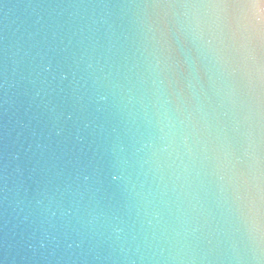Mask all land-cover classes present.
Listing matches in <instances>:
<instances>
[{
	"label": "water",
	"instance_id": "water-1",
	"mask_svg": "<svg viewBox=\"0 0 264 264\" xmlns=\"http://www.w3.org/2000/svg\"><path fill=\"white\" fill-rule=\"evenodd\" d=\"M187 2L0 0V264H264V85L227 28L231 75L177 34Z\"/></svg>",
	"mask_w": 264,
	"mask_h": 264
},
{
	"label": "clouds",
	"instance_id": "clouds-1",
	"mask_svg": "<svg viewBox=\"0 0 264 264\" xmlns=\"http://www.w3.org/2000/svg\"><path fill=\"white\" fill-rule=\"evenodd\" d=\"M170 7L183 10L177 14V34L188 37L195 33L192 41H200L202 54H211L218 62L222 61L220 71L225 75L232 74L231 66L224 59L222 49L215 47L214 42L222 36L225 28L231 32L233 39H242L245 72L250 85L253 81L256 85H264V0H235L233 3L227 0H210L207 3L189 0ZM229 8L236 10L230 18L226 15ZM261 95L256 93L254 102L258 129L264 127V101ZM260 143L261 133L258 131L256 139L250 144L254 153ZM247 224L249 239L255 245L252 258L259 261L264 258V194L259 189L257 199L249 207Z\"/></svg>",
	"mask_w": 264,
	"mask_h": 264
}]
</instances>
